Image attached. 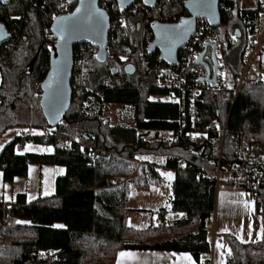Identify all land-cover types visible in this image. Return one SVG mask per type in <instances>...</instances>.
<instances>
[{"label":"trees","instance_id":"1","mask_svg":"<svg viewBox=\"0 0 264 264\" xmlns=\"http://www.w3.org/2000/svg\"><path fill=\"white\" fill-rule=\"evenodd\" d=\"M54 2L0 3V23L12 36L0 48V136L12 127L48 134H23L3 148L0 153L3 181L13 183L17 178L28 177L31 166H56L66 170L56 180L53 196L28 202L25 194H19L14 202H0V221L6 214L11 219L9 230L0 242V264H47L38 261L36 255L48 250L58 252L52 264H115L118 253L123 250L187 252L202 264L212 250L204 222L215 211L216 183L197 169V160L191 157L193 150L166 145L160 138L161 130L175 128L172 122L178 117V108L154 100L165 94L157 83L155 66L160 63L159 54L154 52L141 58L127 53L121 43L108 45L104 63L89 57L83 66L85 77L79 75L71 82L73 98L68 122L51 128L42 114L40 99L53 41L45 38V18L37 15L39 8L35 3L49 8ZM238 2L235 11L221 25L227 27V39L235 36L237 30L240 33L237 45L228 51L235 73L240 69L247 38L254 31L258 16L264 13L262 7L242 10ZM161 13L181 19L185 14L184 0L167 1ZM135 19L139 23L142 17ZM42 45L43 50L29 75L26 68ZM78 48L79 45L74 47L75 54ZM121 57H127V61L123 62ZM263 100L261 82L244 87L233 106L223 96L206 94L201 110L208 119L219 114L229 115L231 132L243 133L264 149ZM20 102L24 104L26 118L4 125L5 107L18 110ZM109 105L131 108L134 126H112L105 121L104 111ZM30 106L39 112L32 118ZM151 132L153 143L146 139ZM76 139L82 143L78 144ZM29 142L52 146L54 151L20 154L18 151ZM82 147L84 152L80 151ZM90 150L96 155L93 161L88 156ZM143 152L157 157L158 153L165 152L160 157H165L166 163L143 162L138 168V154ZM180 160L189 162L181 168ZM160 171L174 173L171 211L182 213L185 218L167 225L168 212L162 210L157 220H162L164 227L145 230L128 227L127 199L131 185L145 190L151 187L149 179L161 185ZM258 195L256 207L264 230V188L258 190ZM225 238L232 249L227 264H264V231L257 243L242 244L229 235Z\"/></svg>","mask_w":264,"mask_h":264},{"label":"built area","instance_id":"2","mask_svg":"<svg viewBox=\"0 0 264 264\" xmlns=\"http://www.w3.org/2000/svg\"><path fill=\"white\" fill-rule=\"evenodd\" d=\"M167 1L169 0H158L154 8H148L142 1H137L127 9H120L115 2L102 1L101 7L111 19L108 45L115 46L123 43L127 53L146 58L150 54L148 49L154 41L151 25L155 22L172 24L180 20L178 16L166 17L161 13ZM185 2L186 0H184V6ZM235 4L236 0H220L218 9L222 21L235 11ZM35 6L39 8L37 15L45 18V38L52 40L53 45L56 42V37L52 33L55 18L62 13L72 11L76 5L67 0H55L49 8L43 4L38 6L37 3ZM137 16L142 17L139 23L135 19ZM187 16L189 13L185 9V14L181 18ZM221 25L214 27L208 19L197 18L195 32L179 52L178 63L170 66L160 61L155 66L157 83L165 90L164 96H158L156 99L178 108V117L172 122L175 128L161 130L160 138L166 145L190 149L191 152L193 150L191 157L197 160V169L204 177H212L216 188L220 185H235L246 190L255 200H259L258 190L264 188V149L243 133L231 132L229 115L223 117L217 110L219 115L208 119L201 110V106L206 94L223 96L225 101H231L233 106L244 87L255 86L262 82L264 13L258 16L255 29L247 38L243 59L237 73L229 63L228 51L237 45L239 31L237 30L235 36L227 39L225 38L227 27ZM125 40H127L126 43H124ZM206 45L209 46L203 61L210 67V78L214 77L213 53L216 59L215 84L202 81L207 77V71L198 63V59ZM211 45H215V48ZM82 52L89 56H83ZM97 53L98 47L92 43L79 45L76 54L74 53L72 80L79 75L85 77L83 66L89 61V57H96ZM121 60L126 62L127 57ZM219 73L225 75H219ZM43 135L48 134L42 132L40 136ZM75 141L78 144L82 143L81 139ZM80 151L84 152V147ZM88 156L92 161L96 157L92 150ZM188 162L189 160H180L179 167H185ZM142 165L143 162L140 161L137 167L141 168ZM160 184L165 185L167 181L161 178ZM10 223V216L4 215L3 220L0 221V242L7 234ZM204 223L209 231H214L215 215L206 219ZM155 226L162 228L165 224L162 220H157ZM57 253L52 250L40 251L36 258L38 261L52 264L57 260ZM202 264H212V262L204 260Z\"/></svg>","mask_w":264,"mask_h":264},{"label":"water","instance_id":"3","mask_svg":"<svg viewBox=\"0 0 264 264\" xmlns=\"http://www.w3.org/2000/svg\"><path fill=\"white\" fill-rule=\"evenodd\" d=\"M13 0H0L2 5H9ZM76 6L72 11L58 15L52 25V33L56 37V42L51 46L50 66L48 73L41 84L40 107L48 125L51 128L57 127L63 122H68V111L71 107L73 90L71 86L74 69V47L80 44L92 43L98 47L96 61L98 63L106 62L108 58V35L110 31L111 19L108 13L101 7V2H115L120 9H127L137 1H142L148 8H154L158 0H67ZM209 7L194 8L196 0H186L185 9L189 16L181 18L176 23L155 22L151 25L154 33V41L150 45L149 53L157 52L160 61L167 65H176L178 63L179 52L187 44L195 32L197 18H206L209 23L218 27L222 24L218 4L220 0H206ZM81 11L77 13V9ZM92 13L94 18L99 19V14H103L102 29L94 24L86 23L88 13ZM77 22L78 30L72 33H65L61 36L60 27L62 24ZM188 22V23H185ZM182 39H176L170 42L164 38V33H184ZM239 37L240 34L237 33ZM11 40V34L7 27L0 23V48ZM206 45L204 51L199 56L198 63L203 65L207 71V77L202 81L215 84L216 82V59L213 53L214 77L210 78L211 72L208 64L204 63L203 57L206 54ZM215 48V45H211ZM43 45L39 48L27 66L26 73L32 74L34 66L39 58ZM131 70V69H130ZM56 99V108L53 110L52 104Z\"/></svg>","mask_w":264,"mask_h":264},{"label":"crops","instance_id":"4","mask_svg":"<svg viewBox=\"0 0 264 264\" xmlns=\"http://www.w3.org/2000/svg\"><path fill=\"white\" fill-rule=\"evenodd\" d=\"M256 1H257L256 8L242 7L241 0H239L238 6L242 10H255L259 7H262V9L264 10V0H256ZM236 3H237V0H236ZM235 7H236V4H235ZM263 65H264V60H263ZM19 128L20 127H18L17 129L21 130ZM10 129H13V128H10ZM10 129H8L5 132V134ZM19 136L20 135H17L15 138ZM165 163L166 162L162 164H165ZM149 189L150 187L148 189H145L146 192ZM242 193L244 195H241ZM19 194L26 195V193H18L17 195ZM54 194L55 193L51 195L40 196L34 200H29L27 197V201L33 202L39 198L50 197V196H53ZM16 196L11 201L1 200L0 202L15 201ZM171 196H173V191H172ZM155 199L156 198L152 200L146 199V212L149 211L150 204H153V203L163 204V202L158 199H157V202H155L154 201ZM128 201H129V193H128V199H127V205L129 207ZM169 201H171V199ZM245 204H247V207H245ZM129 209H130V212L127 215L128 227L138 229V230H145L150 227H155L156 221L160 213L158 211L160 210L161 211L164 210L166 211V213L168 212L166 216L167 225H172L177 220H182L185 218L184 214L174 213L171 211V202L169 206L160 208L158 211L148 212L146 213V215L143 213L136 214V211L134 210V207L132 206L129 207ZM136 209H142V208H136ZM214 215H215V223H216L215 230L209 231V241H210L212 250H211V254L206 256L204 260H211L212 264H220V261H223V264H227L228 259L232 256V249L230 245L228 244L225 238V235L233 236L240 243H242L241 239L237 238V237H241L244 241L242 244L257 243L262 239V236H263L262 218L260 214H258L257 212L255 199L246 190L232 186V185H220L219 187H217L216 194H215ZM249 225H251V229H249ZM249 231H251V236H249ZM217 242L222 244L223 248L218 249L216 247ZM228 250L231 251V255H228ZM121 252L133 253L134 256L132 258L121 257L120 256ZM186 257L190 259H187ZM115 264H199V263L193 258L192 255H190L187 252L153 251V250H123L118 253Z\"/></svg>","mask_w":264,"mask_h":264},{"label":"rangeland","instance_id":"5","mask_svg":"<svg viewBox=\"0 0 264 264\" xmlns=\"http://www.w3.org/2000/svg\"><path fill=\"white\" fill-rule=\"evenodd\" d=\"M241 6L244 8H256L257 7V1L256 0H241ZM27 69V68H26ZM261 77H262V92H263V99H264V65L261 69ZM1 81V77H0ZM156 98H154L155 100ZM157 100V99H156ZM163 100V99H162ZM264 101V100H263ZM19 107L18 110H12L10 109V106H6L3 111V117L4 119L2 122H5L4 125L9 123H17L18 119H22L23 117L26 118V114L24 115V106L23 102H20L17 104ZM35 106V105H34ZM34 106H30L31 112L29 113V117L32 118L38 110H35ZM14 118V119H12ZM104 119L105 121L109 122L110 125H126L128 127L134 126V117H133V110L128 107H123L120 105H109L105 111H104ZM25 120V119H24ZM11 125L10 127H12ZM13 129H10L5 135L0 136V153L3 150V148L11 141L13 138H15L17 135L22 134H28L33 133L35 135H41L42 131L38 130H30V129H24L19 128L21 130H18V127H12ZM16 128V129H14ZM24 131V132H23ZM146 139L153 143L154 140V134H148L146 136ZM31 145V149L25 150V147ZM51 149V151H48L47 149ZM54 151L52 146L49 145H40L35 143H27L22 149H20L18 152L20 154L24 153H36V154H52ZM165 152L158 153L159 157L155 155H146V152H143L142 154H138V157H148L147 160H141L142 162H150V163H156L158 165H161L162 163L166 162L165 157H160V155H164ZM138 161V162H139ZM45 169L48 171L45 172ZM171 173V179L167 177V174ZM66 174V170L64 167H56V166H32L30 168L28 177L26 178H17L15 179L14 183H5L3 181V175L0 172V201L6 200L11 201L18 193H26L29 200H34L40 196H46L51 195L55 193V182L56 179L59 177H63ZM159 177L163 178L167 181V184L165 185H156L155 182L152 179H149V182L151 183L150 189L146 192V190H139L135 187V185H132L129 192V207H134V210L136 211V214H145L151 211H158L160 208L166 207L170 205L169 201L171 199L172 195V183L174 180V173L172 171H160ZM140 183V182H139ZM6 186V187H4ZM154 201L157 202V199L162 201V203H153L149 206V211L146 212V199H154ZM257 201V200H255ZM14 202V201H12ZM136 208H142V209H136ZM144 208V209H143ZM134 211V212H135ZM161 211V210H160ZM158 211V212H160Z\"/></svg>","mask_w":264,"mask_h":264},{"label":"snow or ice","instance_id":"6","mask_svg":"<svg viewBox=\"0 0 264 264\" xmlns=\"http://www.w3.org/2000/svg\"><path fill=\"white\" fill-rule=\"evenodd\" d=\"M210 5H208V3L206 2V0H196V3L194 4V8H206V7H209ZM77 13H79L81 10L78 8L77 10ZM102 20H103V14L100 13L99 14V19H96L94 18L93 14L90 12L87 14V17H86V23H89V24H94L96 25L97 27H100L102 29ZM185 23H188V22H185ZM78 27H79V24L77 22H72V23H67V24H62L61 27H60V33H61V36L63 37L65 33H72V32H75L76 30H78ZM187 32V30H185L184 33H171V32H165L164 33V38L170 42H174L176 39H182L183 38V35H185ZM121 59H124V57H121ZM219 75H225L224 73H219ZM56 99L54 98L53 100V104H52V107H53V110H55L56 108ZM31 145H28L25 147V150H29L31 149ZM48 151H51V149H47ZM139 159L141 160H147L149 159L148 157H139ZM48 170L45 169V172H47ZM167 177L169 179H171V173H168L167 174ZM6 187V186H4ZM241 195H244L243 193ZM245 207H247V204H245ZM182 215V214H181ZM55 227H63V225H55ZM249 229H251V225H249ZM264 231V230H262ZM249 236H251V231H249ZM238 239H241V242L243 243V239L241 237H237ZM216 247L218 249L220 248H223V245L220 244L219 242H217V245ZM228 255H231V251L228 250ZM120 256L121 257H129V258H132L134 256L133 253H125V252H121L120 253ZM187 259H190L188 257H186ZM220 264H223V261H220Z\"/></svg>","mask_w":264,"mask_h":264},{"label":"bare ground","instance_id":"7","mask_svg":"<svg viewBox=\"0 0 264 264\" xmlns=\"http://www.w3.org/2000/svg\"><path fill=\"white\" fill-rule=\"evenodd\" d=\"M83 56H85V57H88L89 55L88 54H86V53H84V52H82L81 53ZM96 58V57H95Z\"/></svg>","mask_w":264,"mask_h":264}]
</instances>
